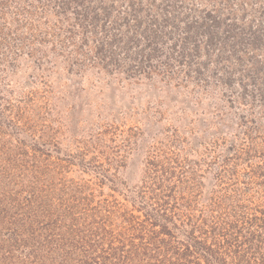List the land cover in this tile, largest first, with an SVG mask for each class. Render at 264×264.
<instances>
[{
  "label": "trees",
  "instance_id": "16d2710c",
  "mask_svg": "<svg viewBox=\"0 0 264 264\" xmlns=\"http://www.w3.org/2000/svg\"><path fill=\"white\" fill-rule=\"evenodd\" d=\"M208 1L215 5L200 6L194 0H37V4L25 0V6L13 7V1L0 0V55L8 59L12 53L27 55L33 63L30 77L38 69L47 88L53 69L62 71L69 82L90 81V74L96 73L134 80L159 77L183 89L191 83L198 89L209 88L225 75L221 81L240 93L252 114L259 107L264 110V62L259 60L264 56V21L241 29L237 23L244 21L245 9L240 8L238 15L233 0ZM257 10L263 18L264 7ZM10 40L16 41L14 47ZM8 59L4 60L12 61L8 68L12 69L16 60ZM250 61L257 65L252 70ZM211 63L216 69L208 72ZM232 63L236 68H230ZM7 72L0 76L9 77ZM11 84L8 81L7 88ZM75 85L64 86L68 94L83 91ZM45 93L14 97L11 89L8 97L0 96V264H141L145 260V264H264V211L262 216L250 215L247 207L232 208V203L222 220L228 222H221V242L215 234L209 243V236L189 238L176 226L173 232L163 225L168 239L139 247L145 222L116 199L104 197L105 187L116 185L119 166L112 173L113 166H96L95 158L86 162L90 152L102 148L106 153V133L94 135L91 127L87 141L76 143L77 154L64 156L62 121L54 128H38L31 122L33 115L37 121L52 118L50 92ZM68 102L67 113L72 114L75 103ZM98 128L102 131V125ZM248 137L249 146L236 150L233 159L241 158L240 150L251 159L258 143L249 131ZM236 145L233 141L229 150ZM87 165L94 166L98 181L81 178L87 175L83 170ZM73 166L82 167L73 170L78 179L70 177ZM142 189L137 191L144 198ZM193 229L205 232L199 226ZM161 248L165 257L155 259L156 253L160 258Z\"/></svg>",
  "mask_w": 264,
  "mask_h": 264
},
{
  "label": "rangeland",
  "instance_id": "374dc122",
  "mask_svg": "<svg viewBox=\"0 0 264 264\" xmlns=\"http://www.w3.org/2000/svg\"><path fill=\"white\" fill-rule=\"evenodd\" d=\"M31 1L37 4V0ZM11 2L13 7L26 5L25 0ZM194 2L200 6H205L206 2L215 5L208 0ZM259 6L264 7V0H233V9L239 11L241 8L247 12L244 21L239 20L237 26L244 28L254 21H264V17L259 18V13H255L259 11ZM207 8L210 9V6L207 5ZM223 13L227 14L226 11ZM10 42L14 47L16 41ZM5 57L8 59L6 55H0V72L7 70L9 77L1 73L0 96L8 97L11 89L14 97L30 92L44 96L47 94L45 92H50L48 103L52 108V118L48 116L38 121L35 115L30 118L38 128H54L58 126L56 122L62 121L59 123L63 126L60 143L64 156L67 153L77 154L79 147L76 143L87 141L91 127H94V135L106 133V153H102V148L98 153L90 152L86 162L95 158L96 166H113L109 168L112 173L119 166L116 185L105 187L104 197L116 199L133 213L135 219L145 222L149 232L146 230L144 236L148 240L142 235L138 240L139 247L168 239L163 234V225L173 232L176 226L189 238L203 239L209 236V243L215 234L217 242H221L219 236L224 229L221 222H228L227 219L222 220L229 214L231 203L232 208L245 206L250 215L262 216L264 176L259 173L264 172V110L259 107L252 114L250 104H243L239 98L240 93H234L221 81L225 75L216 79L218 83L209 84V88L198 89L191 83L183 89L175 87L174 81L168 84L159 77L134 80L96 73L90 74V81L80 83V78H75L69 82L62 71L56 73L53 69L52 77L45 78L50 84L47 88L41 84L42 76L38 69L34 77H30L33 63L27 55L10 54L8 60H16L12 69H8L12 61L6 62ZM259 60L264 62V56ZM225 65L229 63L225 61ZM255 65L250 61L248 68L252 70ZM230 68H236L235 63L230 64ZM214 69L211 63L208 72ZM11 71L14 72L11 74ZM92 74L96 78L91 77ZM261 77L263 79L264 74ZM8 81L12 83L11 88H7ZM70 83H76L75 87L83 91L68 94L66 87ZM235 86L239 88L236 83ZM62 88H65L64 97L61 95ZM68 101L75 103L72 114L67 113L70 107ZM14 106L18 104L14 103ZM221 113L225 114L223 118ZM241 116H245V119ZM257 124L262 126L260 130L256 128ZM101 125L102 131L98 128ZM110 125H114L113 129H109ZM253 129L259 131L254 132ZM248 131L258 145L250 153L251 159L247 157V151L240 150L241 158L235 160L232 156L236 150L249 146ZM233 141L237 145L234 151H230ZM242 142L244 145H239ZM73 170L79 172L82 167L71 168L70 177L78 179ZM83 170L87 175H80L82 179L96 182L98 177L93 174L94 166L87 165ZM163 182H166V187ZM141 186V191L146 192L144 198V193L137 191ZM235 212H238L237 209ZM198 226L205 232L199 229L193 231ZM212 226L217 230L211 231ZM149 233L153 234L154 239H149ZM164 249L161 248L160 258L156 253L155 259L165 257H161ZM145 263L146 260L141 264Z\"/></svg>",
  "mask_w": 264,
  "mask_h": 264
}]
</instances>
